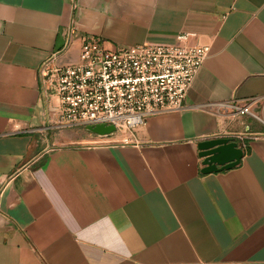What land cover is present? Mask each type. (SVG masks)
Instances as JSON below:
<instances>
[{
  "label": "crops",
  "instance_id": "crops-1",
  "mask_svg": "<svg viewBox=\"0 0 264 264\" xmlns=\"http://www.w3.org/2000/svg\"><path fill=\"white\" fill-rule=\"evenodd\" d=\"M184 34L209 54L138 143L48 123L44 62H77L86 36ZM216 136L248 150L202 173L197 143ZM0 264H264V0H0Z\"/></svg>",
  "mask_w": 264,
  "mask_h": 264
},
{
  "label": "built area",
  "instance_id": "built-area-1",
  "mask_svg": "<svg viewBox=\"0 0 264 264\" xmlns=\"http://www.w3.org/2000/svg\"><path fill=\"white\" fill-rule=\"evenodd\" d=\"M187 38L184 34L180 43H139L111 50L98 37H84L77 62L43 64L48 123L55 128L114 124L116 131L110 135L121 136L116 142L138 143L135 132L150 115L184 107L190 85L209 54V45L190 44ZM253 101L220 104L231 106L236 115L252 113ZM105 142L99 139L93 144ZM241 146L246 148L245 143Z\"/></svg>",
  "mask_w": 264,
  "mask_h": 264
},
{
  "label": "water",
  "instance_id": "water-1",
  "mask_svg": "<svg viewBox=\"0 0 264 264\" xmlns=\"http://www.w3.org/2000/svg\"><path fill=\"white\" fill-rule=\"evenodd\" d=\"M85 129L92 134L110 135L116 131L114 124H88ZM199 156L202 159V173H210L229 169L238 165L245 153V149L233 136H216L199 140L197 143Z\"/></svg>",
  "mask_w": 264,
  "mask_h": 264
},
{
  "label": "rangeland",
  "instance_id": "rangeland-1",
  "mask_svg": "<svg viewBox=\"0 0 264 264\" xmlns=\"http://www.w3.org/2000/svg\"><path fill=\"white\" fill-rule=\"evenodd\" d=\"M68 129V128H67ZM79 129H83V128H79ZM56 130V129H55ZM127 133H125L124 135H126ZM117 137H119V138H121V136H120V134H119V136H117Z\"/></svg>",
  "mask_w": 264,
  "mask_h": 264
},
{
  "label": "trees",
  "instance_id": "trees-1",
  "mask_svg": "<svg viewBox=\"0 0 264 264\" xmlns=\"http://www.w3.org/2000/svg\"><path fill=\"white\" fill-rule=\"evenodd\" d=\"M246 148H247V150H248V146H247V145H246ZM246 148H245V149H246Z\"/></svg>",
  "mask_w": 264,
  "mask_h": 264
}]
</instances>
